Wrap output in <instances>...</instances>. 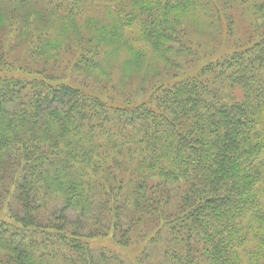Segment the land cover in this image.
I'll return each instance as SVG.
<instances>
[{"label":"trees","instance_id":"16d2710c","mask_svg":"<svg viewBox=\"0 0 264 264\" xmlns=\"http://www.w3.org/2000/svg\"><path fill=\"white\" fill-rule=\"evenodd\" d=\"M0 264H264V0H0Z\"/></svg>","mask_w":264,"mask_h":264},{"label":"rangeland","instance_id":"374dc122","mask_svg":"<svg viewBox=\"0 0 264 264\" xmlns=\"http://www.w3.org/2000/svg\"><path fill=\"white\" fill-rule=\"evenodd\" d=\"M238 14L239 13H235V16H236V23H235V27H234V33H233V35H230V33L228 32V30H227V28L228 27H225V28H223L221 31H219L218 33H217V35H216V38L219 40V41H221V44H223L224 46H226V48L228 47V45H227V42H229V43H233V42H235L236 41V39L242 34V33H244V30H245V27H244V22L242 21V20H239V18H238ZM245 17H246V19L247 20H250V13L249 12H246V14H245ZM263 21V17L261 16L259 19H258V24L259 23H261ZM133 30V28L129 25L128 26V28L126 29V32L125 33H129V32H131ZM191 33L193 34V35H195L196 34V31L195 30H192L191 31ZM135 35H137L138 37H140L137 33H135ZM214 35V36H215ZM139 39V38H138ZM144 49H146V46L144 47ZM169 56H175V54L174 53H172V52H169ZM166 58V57H165ZM70 77H71V75H70ZM88 81L90 82V83H92V80L91 79H88ZM226 94H227V96L228 95H232L233 94V91H226ZM235 96H241L240 94H239V92L238 93H235ZM109 241V240H108ZM103 243H106L105 241L103 242Z\"/></svg>","mask_w":264,"mask_h":264}]
</instances>
